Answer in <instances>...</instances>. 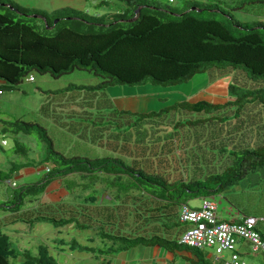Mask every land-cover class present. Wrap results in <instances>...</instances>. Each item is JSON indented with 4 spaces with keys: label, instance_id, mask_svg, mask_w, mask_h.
Segmentation results:
<instances>
[{
    "label": "trees",
    "instance_id": "16d2710c",
    "mask_svg": "<svg viewBox=\"0 0 264 264\" xmlns=\"http://www.w3.org/2000/svg\"><path fill=\"white\" fill-rule=\"evenodd\" d=\"M122 1L125 2V9L112 14L109 22L102 21L103 17H99L100 21L76 18L72 12L66 15L55 12L49 16L45 12L33 11L42 15L44 21L28 16L31 13L27 9L15 4L9 3L18 11L0 4V80L4 82L1 89L16 87L33 70L58 77L76 68L86 69L102 79L95 84L67 85L59 89L61 93L77 91L93 95L114 84H175L213 68H239L249 79L264 80L262 23L238 21L220 6L211 10L212 7L194 3L195 9L189 6L177 12L160 9L148 0ZM248 3H264V0H238L227 6L230 10H242ZM136 9L139 11L136 12ZM55 19L56 23L53 22ZM261 86L246 87L231 81L227 89L229 99L225 101L180 100L159 111L148 112L117 109L109 99H99L98 105L88 109L84 107L81 112L90 118V122L82 128L96 132L88 136L83 133L81 140L106 150L95 157L76 153L65 155L55 149L46 128L36 120L22 117L0 120L3 124L0 135L36 132L45 143L43 158L49 163L37 181L14 187L4 181L10 179L19 166L13 162L12 169H0V187L4 188L0 192V209L22 212V219L29 226L38 221L49 222L55 227L70 223L79 229L96 226L102 232L101 237L112 243L108 253L141 244L158 245L170 252L190 253L193 264H212L202 250L178 243L183 231L178 238H171L159 233L157 228L161 229L166 224L170 226L166 228L170 231L179 225V207L187 203L182 197L221 195L249 174L258 175L264 170V131L257 145L253 144V138L245 140L246 145L240 147L221 142L219 154L226 155L229 162L221 171L204 164L209 169L203 178L190 175L186 167L187 175L171 179L165 170L159 169L158 159L155 158L160 157V163L169 158L173 145H168L175 141V135L184 127L208 128L218 124L225 131L222 134L231 135L228 130L231 123L233 131L241 136L243 123L239 124L237 120L249 105L257 106L264 127V87ZM229 108L233 110L232 115L224 113ZM189 113L197 117L189 116ZM122 115L128 117L124 123L120 121ZM115 116L119 119L118 123H114ZM152 130H155L154 133ZM256 130L255 136L259 135ZM108 145H113V150H108ZM16 146L17 151L25 153L21 146ZM137 147L142 149L143 155H135ZM23 166L29 165L25 163ZM202 167L199 166V169ZM70 174H80L87 180L81 187L85 192L90 189L83 195L84 202L37 204L23 210L26 201L31 203V196L43 193L51 181ZM95 182L102 183L105 192L93 189ZM68 186L75 187L69 180ZM107 190H110L109 193ZM124 197H129L130 203H126L128 200L125 202ZM148 202V206L142 207V203ZM98 205L102 209L100 214L95 210ZM121 207H125V211L120 214ZM59 209L65 213L59 214ZM116 215V224L125 217L136 218L133 232L126 234L106 230L107 225L114 224ZM157 219L161 223H155L159 221ZM71 246L72 249L91 251V248L77 244ZM47 248L44 244L40 245L37 255L27 253L19 264H58ZM19 254L8 235L0 232V264H15ZM100 264L114 263L102 260Z\"/></svg>",
    "mask_w": 264,
    "mask_h": 264
},
{
    "label": "rangeland",
    "instance_id": "374dc122",
    "mask_svg": "<svg viewBox=\"0 0 264 264\" xmlns=\"http://www.w3.org/2000/svg\"><path fill=\"white\" fill-rule=\"evenodd\" d=\"M4 3L15 4L19 7L27 9L33 15L35 9L38 12H45L52 16L53 12H61L62 15L69 14L70 12L76 14L73 17L88 19L92 21H100L99 17H103L102 21H111V15L123 11L126 7L125 2L122 0H0ZM238 0H148L150 4H156L160 9L168 11H182L190 6L195 8L194 3H200L203 6L212 7L211 10L222 9L231 15L235 19L241 22H260L264 25V3H248L242 10H230L227 4H231ZM220 3V4H219ZM218 7V8H217ZM71 9V10H68ZM67 18H71L66 16ZM32 77V80L29 78ZM102 78L94 75L86 69H74L71 72L64 73L58 77L52 76L49 73H40L33 70L27 77H25L14 88L1 89L0 93V118L12 119L15 117H22L24 119H32L42 124L53 140L55 149L64 153L65 155L79 154L89 155V157L101 156L104 151L96 147V144L84 143L81 140V136H88L90 133H96L95 131H85V124L90 122V118H86L82 114V108L85 106L81 99L92 96L94 98L92 106L100 103L99 99L112 98L114 103L118 107H122L124 110L132 112H148L159 111L161 108L172 104L180 100L196 101L199 99H206L209 101H225L229 99L227 93L228 83L231 81L239 84L240 86H255L262 85L264 87V80H252L245 76L243 70L239 68H226V69H210L205 72L196 73L187 81H181L175 84L168 85H155L151 83H143L137 85H125L114 84L109 85L103 90L96 91L92 94H85L77 91L70 93H61L59 89H63L67 85L72 84H95ZM0 83H4L0 80ZM87 99V98H86ZM97 99V101H96ZM99 100V101H98ZM95 106V105H94ZM87 109V105L85 107ZM179 113V112H178ZM224 113L229 115L233 114L232 109H226ZM261 113L258 112L256 105H249L241 113V117L238 118L237 123L242 124L241 136L233 131L231 123L228 126V130L232 132L231 135L222 134L223 130L219 128V125H209L208 128L203 126L197 127H184L175 135L174 142L169 143V147L172 146L171 153L165 162L160 163V157L158 159V167L160 170H165L168 177L171 179L189 174H195L199 178H203L204 173L209 167H205L204 164L215 166V169L221 171L224 166L229 162V159L225 155L219 154V145L221 142L236 144L238 147L245 146V140L250 141L253 138V144L257 145L261 136L263 135L264 127L261 125L262 118ZM80 116L82 118H80ZM120 119L123 123L127 121V116L122 115ZM189 116L197 117L194 113H189ZM264 116V115H263ZM117 116L114 117L116 119ZM132 119L134 117H131ZM172 121V120H171ZM119 119H116L114 123H118ZM170 122V120L168 121ZM127 124L123 125L125 127ZM257 125V126H256ZM260 126H262L260 128ZM82 128V129H78ZM258 129V134L255 136V132ZM142 134V129H139ZM155 130H152L154 133ZM254 136V137H253ZM226 137L228 139H226ZM5 139L6 143L0 142V160L1 162L13 161L19 167L15 169L10 179L14 180L18 186L21 183H33L37 181L40 174L45 173L46 165L48 162L44 161L43 154L45 150V143L39 139V135L36 132L25 134L22 132L11 133L8 132L5 135H0V140ZM153 138H156L153 135ZM247 141V142H248ZM156 141L155 144H157ZM21 146L25 153L17 151V146ZM135 155H143L142 149L137 147ZM108 150H113V145H108ZM155 151V148L154 150ZM152 151H150L151 153ZM158 152V149L157 151ZM152 155V154H151ZM160 156V155H158ZM167 158V157H166ZM27 163L26 167H22ZM199 166L202 169H199ZM154 167V163H153ZM188 167L187 173L185 168ZM214 168V167H213ZM5 169V168H4ZM26 170L29 171L28 177ZM24 175V176H22ZM22 176V177H21ZM71 176V175H70ZM77 177V176H76ZM63 186H68V179L60 181ZM56 185H51L49 188H53ZM66 186V187H67ZM99 185H97L98 187ZM68 191L73 189V186H68ZM3 187H0V192H3ZM79 189H77L78 191ZM46 191V190H45ZM40 193L30 199V202H25L23 210L31 209L32 206L43 203L42 200L46 197V192ZM76 191V192H77ZM101 193V192H100ZM49 199V198H48ZM126 203L129 202V197L123 198ZM190 206L197 207L202 202V196H196L191 198H184ZM212 201L217 204V216L225 221H234L242 214L253 215L259 219L258 227L262 233H264V170L260 171L258 175L249 174L242 179L238 184L234 185L231 190L224 191L221 195L215 194L210 196ZM71 200V197H64V200L60 204ZM132 200V199H131ZM145 201V200H144ZM143 201V202H144ZM2 201H0V204ZM139 204V201H138ZM44 205V204H42ZM148 203H142V207L148 206ZM131 209V208H128ZM94 210V209H93ZM95 210L100 214L102 212L101 207L96 206ZM125 211V207H121L120 214ZM55 214V210H53ZM20 213H10L9 210L0 209V218L2 219V229H8L12 232L8 236L11 244L18 251L35 253L37 245H48V251L53 255L58 264H71V259H75V264H92L89 259L75 249H65V252H58L56 248L59 246L53 242L54 239L64 238L65 240L74 237V239L80 243H90L86 240L87 236L93 235L95 227L89 229H76L73 223L64 225L65 227L61 231H57L58 228L45 221H38L31 226L23 220ZM59 214L65 213L60 209ZM20 214V216H19ZM64 215V214H63ZM19 216V218H18ZM114 219L113 225H107V230L110 232L129 231L126 227H120V223L116 226L117 222ZM144 218V215H143ZM7 219H10L7 221ZM7 221V222H6ZM6 222V223H5ZM187 225V224H186ZM147 226V225H146ZM149 226V224H148ZM188 226V225H187ZM140 227H144L140 225ZM142 230H140L141 232ZM144 233V231H142ZM128 233V232H127ZM152 233V231L150 232ZM164 235L163 233H161ZM8 235V234H7ZM150 235V234H149ZM141 248H144V245ZM158 246V245H156ZM207 261L212 264H219L216 262L213 248H205L202 250ZM135 254H140V251H135ZM129 254V253H128ZM230 252L224 250L222 256L224 259H228ZM240 257V256H239ZM241 259V258H240ZM242 259L246 264H260V261L256 253L252 250H248L243 254ZM92 260V259H91ZM178 264H183V259L178 258ZM181 261V262H180ZM93 262V260H92Z\"/></svg>",
    "mask_w": 264,
    "mask_h": 264
},
{
    "label": "crops",
    "instance_id": "0c3cea01",
    "mask_svg": "<svg viewBox=\"0 0 264 264\" xmlns=\"http://www.w3.org/2000/svg\"><path fill=\"white\" fill-rule=\"evenodd\" d=\"M35 11H39V10L36 8ZM55 12H53V13L55 14ZM46 14H48V13H46ZM3 84L4 83H2V84L0 83V89H1V86ZM85 96H86V94H85ZM90 98L85 97V99H81L83 101V103L85 104V106H83V107H86V105H87V109H88L90 106H92L94 98H92L91 100H90ZM108 99H109L110 103L115 106V108L123 109L122 107H118L116 105V103H114L112 98H108ZM135 112H137V111H135ZM141 112H143V111H141ZM7 119H9V118H7ZM7 119H1L0 118V120H7ZM2 125L3 124L0 122V129L2 128ZM12 168H13V161L1 162V160H0V169L7 170V169H12ZM25 173H26L25 176H27V177H28V174H30L28 170H26ZM70 175H68L65 178L56 179V180L51 181L45 189L46 190L45 192L47 195H46L45 199L42 200L43 203L39 202V204H41V205L42 204L48 205V204H54V203L59 204L62 202V200H64V197H69V196L71 197V200L64 202L65 204L71 205V204H80V203L84 202L83 195H86L88 193V191H90V189L85 192L82 190L81 187H84V184L87 182V180L84 179V177H82L80 174H70ZM22 176H24V175H22ZM63 179L64 180L68 179L69 181H71V183L73 185H75V187L72 189V191L71 190L68 191L67 187H66L67 185L63 186L62 183H60V181H62ZM22 184L24 185L27 183L26 182L21 183V185ZM51 185H56V186H54L53 188L50 189L49 187ZM97 185H99V186L97 187ZM77 189H79V190L77 191ZM93 189L100 190V192L101 191L105 192V190L102 186V183H99V182H95L93 184ZM109 191L110 190H107L108 193H109ZM120 201H122V200H120ZM109 205H112V203H109ZM7 210H9V209H7ZM9 211H10V213H14L11 210H9ZM20 214H19V216H20ZM243 216H246V215L242 214L241 216H239V218H237L234 221H239ZM9 220L10 219H7V221H9ZM136 220L137 219L136 218L133 219V217L131 219H128L127 217L122 219V221L119 222L120 227L121 228L126 227L127 228L126 230H129V231H124L123 233L127 234V232L128 233L133 232L134 228H132V226H134L137 223V222H135ZM157 220H159V219H157ZM220 220H222V219H220ZM159 222H160V220L155 221V223H157V224ZM2 223H3L2 219L0 218V225ZM119 223L116 224V226H118ZM73 225H74V223H73ZM186 226H187L186 224H180L179 223V225L175 229H171L170 231H168L166 228H168L170 226H167L166 224H164V225H162L161 229L157 228V230L159 233H163L165 236H168L171 238H174V237L178 238V236L180 235V233L184 230V228ZM64 227L65 226L57 227L58 228L57 231H61ZM74 227L76 229L80 230L75 225H74ZM94 227L96 228L94 231V234L86 237V240L90 243H87V244L80 243V242L76 241L74 239V237H71L68 240H65L64 238H58V239L53 240V242H55V244L59 245L56 248V250L58 252H65L66 248L72 249L71 248L72 244L84 246L85 248H89V249L91 248V251L87 250V249L86 250L75 249V250H77L80 253H84L83 255H85L89 259V262H91L92 264H100V262L102 260H110L114 264H178V261H177L178 258L183 259V264H193V262H194L193 256L186 251L170 252L167 249H165L164 247H160V246H156V245H144L145 246L144 248H141L142 246L137 245V246L127 248L124 250L121 249V250L113 251L112 253H108L107 250L110 249L109 247L112 245V243L109 240L101 237L102 232H100V230H98L96 226H94ZM0 232L8 234V236H10L12 234V232L8 229L3 230L2 226H0ZM261 234L264 237V233L261 232ZM60 240H62V241H60ZM40 245H37L35 253L28 252L27 249L24 250L23 252L19 251L21 254H19V256L14 260L15 264L21 263L24 260V258L27 256V253H29L30 255H37V251H38V248ZM141 245H143V244H141ZM46 246L48 247V245H46ZM248 250H250V251L252 250L251 244L248 241L239 239L236 243V251L244 263H245V260L242 259V256H243V254L247 253ZM135 251H140L141 253L135 254L134 253ZM252 252L256 253V255L260 261V264H264V255L260 252L253 251V250H252ZM100 253H103V254H100ZM91 259L93 260V262ZM70 263L75 264L76 260L71 259ZM179 264H181V263H179Z\"/></svg>",
    "mask_w": 264,
    "mask_h": 264
},
{
    "label": "built area",
    "instance_id": "2783aa9c",
    "mask_svg": "<svg viewBox=\"0 0 264 264\" xmlns=\"http://www.w3.org/2000/svg\"><path fill=\"white\" fill-rule=\"evenodd\" d=\"M0 142L5 144L6 140L1 139ZM4 182L11 187L16 185L12 179H6ZM178 220L188 225L179 236L178 243L198 250L213 248L216 253L215 260L220 262L219 264H245L236 251L239 239L248 241L253 251L264 255V237L258 227L259 219L253 215L243 216L239 221L220 220L216 202L202 198L197 207L188 203L181 204ZM224 250L230 252L228 259L222 256Z\"/></svg>",
    "mask_w": 264,
    "mask_h": 264
},
{
    "label": "water",
    "instance_id": "95a60500",
    "mask_svg": "<svg viewBox=\"0 0 264 264\" xmlns=\"http://www.w3.org/2000/svg\"><path fill=\"white\" fill-rule=\"evenodd\" d=\"M0 4L3 5V6L10 7L11 9H14L15 11H18L17 8H14V7L11 6L9 3H4V2H2V3H0ZM191 9H195V8H191ZM137 11H139V9H136V12H137ZM25 15H27V14H25ZM28 16L39 17V18H41L42 20L45 21V18H44L42 15H39V14H33V15H28ZM132 19H133V18H131V20H132ZM53 22L56 23L57 20L55 19Z\"/></svg>",
    "mask_w": 264,
    "mask_h": 264
},
{
    "label": "clouds",
    "instance_id": "9594fccd",
    "mask_svg": "<svg viewBox=\"0 0 264 264\" xmlns=\"http://www.w3.org/2000/svg\"><path fill=\"white\" fill-rule=\"evenodd\" d=\"M1 90V89H0Z\"/></svg>",
    "mask_w": 264,
    "mask_h": 264
}]
</instances>
